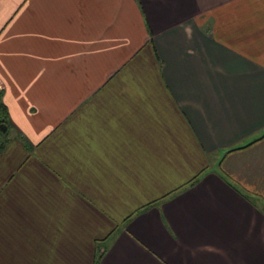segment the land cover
<instances>
[{"label":"crops","instance_id":"obj_1","mask_svg":"<svg viewBox=\"0 0 264 264\" xmlns=\"http://www.w3.org/2000/svg\"><path fill=\"white\" fill-rule=\"evenodd\" d=\"M0 102V264H264V0H0Z\"/></svg>","mask_w":264,"mask_h":264},{"label":"trees","instance_id":"obj_2","mask_svg":"<svg viewBox=\"0 0 264 264\" xmlns=\"http://www.w3.org/2000/svg\"><path fill=\"white\" fill-rule=\"evenodd\" d=\"M2 106L3 105L0 102V124L4 126V129L3 130H0V133L1 134H5L6 133V130H7V127H8V124H7L6 114H5L4 110L2 109ZM3 147H4V144H3V142H1L0 143V149H2ZM196 178H197V176L192 177L189 180V182H193L194 180H196ZM243 195L248 196L249 194L245 192Z\"/></svg>","mask_w":264,"mask_h":264},{"label":"rangeland","instance_id":"obj_3","mask_svg":"<svg viewBox=\"0 0 264 264\" xmlns=\"http://www.w3.org/2000/svg\"><path fill=\"white\" fill-rule=\"evenodd\" d=\"M15 129H13V127H11V125H9L8 127V132L7 135L5 134H1L0 133V143L3 142V144H6L7 140L12 137H15Z\"/></svg>","mask_w":264,"mask_h":264},{"label":"water","instance_id":"obj_4","mask_svg":"<svg viewBox=\"0 0 264 264\" xmlns=\"http://www.w3.org/2000/svg\"><path fill=\"white\" fill-rule=\"evenodd\" d=\"M4 129V126L0 127V130H3Z\"/></svg>","mask_w":264,"mask_h":264}]
</instances>
